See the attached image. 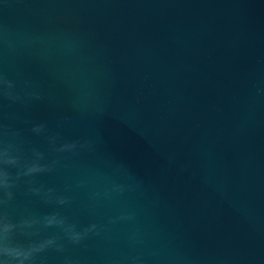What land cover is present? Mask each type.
I'll return each mask as SVG.
<instances>
[{"label": "water", "instance_id": "obj_1", "mask_svg": "<svg viewBox=\"0 0 264 264\" xmlns=\"http://www.w3.org/2000/svg\"><path fill=\"white\" fill-rule=\"evenodd\" d=\"M0 69L52 97L0 102L26 152L64 115L100 143L38 177L103 226L44 264H264V0H0ZM51 210L21 191L9 211Z\"/></svg>", "mask_w": 264, "mask_h": 264}, {"label": "clouds", "instance_id": "obj_2", "mask_svg": "<svg viewBox=\"0 0 264 264\" xmlns=\"http://www.w3.org/2000/svg\"><path fill=\"white\" fill-rule=\"evenodd\" d=\"M3 43L9 51L15 50L12 41L4 39ZM37 43V40L30 41L33 48ZM5 100L12 105L28 107L34 102H51L52 97L31 80H24L22 90H18L17 81L0 69V102ZM70 120L71 116H61L54 129L47 122L32 123L31 132L46 141L48 152L37 147L26 152L20 131L0 123V264H44L48 253L63 254L68 244L80 246L91 235L99 236L103 230V226L96 223L81 226L70 220L61 209L71 205V197L38 180L39 176L61 167L66 156L98 150L100 143L97 139H68L63 135V128ZM127 190V185L114 184L111 191L103 195L110 197L113 192L123 194ZM21 191L26 197H35L53 210L42 214L28 211L19 217L11 215L9 210ZM100 196L95 193L91 199ZM118 219L131 220L134 214L121 215ZM115 222L116 218H110L109 223ZM65 264L73 262L65 258Z\"/></svg>", "mask_w": 264, "mask_h": 264}]
</instances>
